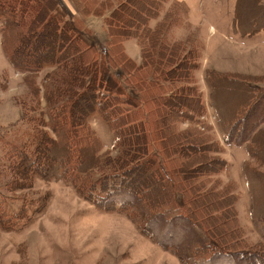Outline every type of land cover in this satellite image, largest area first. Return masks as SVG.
Masks as SVG:
<instances>
[{
  "label": "trees",
  "instance_id": "1",
  "mask_svg": "<svg viewBox=\"0 0 264 264\" xmlns=\"http://www.w3.org/2000/svg\"><path fill=\"white\" fill-rule=\"evenodd\" d=\"M119 1L114 7L106 0L101 9L94 11L98 17L109 11L103 19L108 28L105 41L110 53L107 57L104 51L90 45L76 26L62 22L67 13L58 0H0L2 50L9 64L30 73L53 68L45 75L50 83L44 87L41 97L34 81L26 80L30 90L28 95L33 100L41 98L48 108L43 113V125L48 126V131L34 133V144L29 149L15 147L10 186L16 188L20 177L66 180L83 199L101 211L133 217L141 210L145 216L140 228L165 248L174 242L172 252L187 264H264V244L250 246L243 243L240 227L232 224H237L236 197L229 194L227 187L223 191L215 189L218 181L214 176L226 164L218 155L221 151L218 142L209 141L196 127L181 129L178 126L181 119L193 120L202 109L200 98L196 99L193 90H187L189 87H180L174 96L162 95L166 86L157 91L153 87L154 77L169 85L171 81L190 82L196 64L184 57L183 43L167 46L162 39L169 24L178 21V13L186 12L185 5L174 1L164 20L155 29H150L149 20L157 16V10L165 0ZM82 11V14L87 12ZM236 18L240 19L239 16ZM47 28L52 36L60 38L54 46L53 56L42 60L19 59L17 41L29 39L32 33H47ZM132 37L138 39L142 51V63L136 69L125 55L123 46V41ZM112 54L115 58H110ZM189 55L193 57L192 53ZM120 61L133 69V74L123 69L119 74L115 66ZM210 77L224 79L228 84L249 80V76L208 70L205 78L213 106L217 105L213 84L216 80ZM263 93L264 90L255 101L238 110L237 118L234 116L226 122L221 113L218 114L217 125L226 143L240 144L254 133V128L260 129L258 120L252 119V115L259 108ZM93 117H97L113 135L112 148L116 155L110 156V150L100 153L102 142L87 127L88 120ZM248 124L253 127L249 129ZM81 131L84 136L80 135ZM244 132L245 136H239ZM62 139L66 148L57 152L59 158L55 160L57 150L53 147L59 146ZM152 142L156 147L151 148ZM258 144L261 148V143ZM249 146L257 149L255 145ZM247 150L251 157H260L251 153V149ZM46 154H51V159L55 160L51 166L45 161ZM262 161L264 163L263 158ZM247 164L250 169L245 168ZM258 166V163L246 162L241 171L250 199V216L264 225V216L255 210L254 181L251 180L254 174L264 176V169ZM137 173L142 176L153 173L157 178L151 183L154 188L157 183L161 184L167 194L166 201H161L160 192L153 187L144 188V183H132L133 175ZM118 193L121 197L116 195ZM0 220L5 225L9 221L4 213ZM145 222L146 225L151 223L150 230L143 225ZM163 225L175 228L173 233H176L174 238L162 234L167 237L166 242L158 237ZM188 247L191 256L185 257L183 253Z\"/></svg>",
  "mask_w": 264,
  "mask_h": 264
},
{
  "label": "rangeland",
  "instance_id": "2",
  "mask_svg": "<svg viewBox=\"0 0 264 264\" xmlns=\"http://www.w3.org/2000/svg\"><path fill=\"white\" fill-rule=\"evenodd\" d=\"M58 1L67 13L62 22L76 26L79 34L82 37L86 36L90 45L94 44L98 51H104L109 57L110 48L105 41L108 28L103 20L109 11L106 10L101 17L94 14L95 10L101 9L106 0ZM109 1L114 7L121 2ZM174 1L185 2L188 8L185 5L186 12L183 10L179 12L178 21L169 24L162 37L163 43L167 46L174 42L183 43L184 57L191 59V63L196 65L191 71L190 82L171 81L172 84L169 85L168 82L154 77L153 87L157 91L160 87L166 86L163 96H174L180 87H189L187 90H193L194 97L200 98L202 109L194 115L192 121L186 123L180 120L178 126L181 129L196 127L209 141L218 139V143L222 145L218 155L226 164L214 176L218 181L215 189L223 191L227 187L229 194L236 197L234 213L237 224L234 222L232 224L240 227L243 243L250 246L264 244L263 222L253 219L249 213L250 199L240 169L239 148L236 146L228 148L226 139L224 137L219 139L210 98L211 91L205 78L207 64L214 62L212 45L220 43L215 38L218 36L216 31L211 40L208 37L209 26L211 24L214 28L217 24V28L228 29L227 26L219 27V21L226 16L228 11L226 3L231 0H165L159 6L157 16L149 20L150 29H155L157 24L164 20ZM255 1L239 2L238 14L244 30L254 26V22L264 25V9H259ZM83 9L87 11L86 14H82ZM2 22L0 19V216L4 213L9 221L5 225L4 221L0 220V264H187L172 252L174 242L165 248L152 240L147 231L140 228L145 216L141 210L133 217L124 213L101 211L83 199L75 191L72 183L66 180L46 181L42 177H31L29 180L20 177L16 188L10 186L12 180L10 166L16 159L15 147L29 149L34 144L32 138L34 133L48 131V126L43 125L45 119L43 113L48 108L41 98L35 97L33 100L28 95L30 90L26 80L34 81L41 97L44 87L50 83L45 75L53 68L47 67L37 73H30L12 67L2 50ZM46 31L47 33L43 34L32 33L29 39L22 38L17 41L20 46L18 58L42 60L52 57L54 46L60 38L52 36L49 28ZM123 46L125 55L136 69L142 63L138 39L128 38L123 41ZM188 52L192 53L193 57ZM110 58L115 56L112 54ZM116 66L119 74L122 69L133 74V69H128L121 61L116 63ZM226 82L224 79H217L213 84L217 93L216 98L220 103L216 102L220 107L221 116L224 120L230 121L234 116L237 118L236 112L252 100L248 89L237 82L232 84ZM138 85L144 88L141 82ZM252 116L254 117V114ZM87 127L101 140L100 153L110 150V156L116 155V150L112 148L114 137L97 117L90 118ZM247 127L250 129L251 124ZM245 132L239 136H245ZM80 135L84 136L82 131ZM257 139L261 143V148L258 147L257 150L258 155L264 159V132L259 134ZM61 141L59 146L53 147L57 150L55 160L59 158L57 152L66 148L65 141L63 139ZM154 147L156 144L152 142L151 148ZM55 160L51 159V154H46L45 161L48 165L53 164ZM156 178L153 173L148 176L137 173L133 175L131 181L134 184L144 183V188H152L151 181L152 179L156 181ZM251 180L254 181L252 186L255 192V210L264 216V176L254 174ZM160 185L157 183L156 188H153L160 192V199L165 202L167 194ZM145 194L148 196L149 192ZM116 195L121 197L120 193ZM150 224L146 225L145 222L143 225L150 230ZM4 225L7 230L3 228ZM160 229L158 237L164 241L168 240L167 237L161 236L164 233L167 236L173 235L171 236L173 238L176 236L173 227L166 228L163 225ZM183 256H191L190 247L184 251Z\"/></svg>",
  "mask_w": 264,
  "mask_h": 264
},
{
  "label": "crops",
  "instance_id": "3",
  "mask_svg": "<svg viewBox=\"0 0 264 264\" xmlns=\"http://www.w3.org/2000/svg\"><path fill=\"white\" fill-rule=\"evenodd\" d=\"M255 2L258 7H262L261 10L264 9V0H256ZM237 4L238 0H231L229 3H226V5H228V11L226 12V16L221 21H219V27L227 26L228 29L225 30L223 28H217V24L214 26V28L211 24L209 26L210 34L208 37L211 40L216 35L214 33L216 31L218 36L215 38H217V41L220 43L218 45H212V56L214 62L212 64L208 63L207 65L208 70H212L220 74L249 76L247 78L249 80L239 81L238 83L249 90L251 100L254 101L259 91L264 90V25H259L256 24L257 22H254L255 25L250 27L251 29L244 31V29L241 27L240 19L236 18L239 16ZM184 5H186L188 8L186 3ZM255 26H261L262 28H257ZM225 60L229 61V63H227ZM210 78L216 80L214 77ZM242 79L243 78H241V80ZM216 97V92H214L215 103L218 102ZM249 103H247V105ZM212 109L215 115L214 119L220 139L224 137L222 131L217 125L218 114L221 113L220 107L218 105H212ZM252 119L258 120V123L260 124L258 127L260 129L257 130L254 128V133L246 141L240 144L228 143L226 146H228V148L231 146H236L239 148L238 153L240 155H238V158L240 159L239 163L241 164L240 169H243V165L246 162H250L258 163L259 166L257 168L263 170L264 163L262 161V157H251V154L247 149H251V153H254L255 155L258 154L257 150L260 144H258L257 136L264 132V130H262V127L264 126V97L262 102L259 104V108L254 111V117L252 116ZM181 120L186 121V123L192 121L185 119ZM249 123L251 122L249 121ZM248 134L250 135V133ZM214 142L219 141L217 139ZM250 144L253 146L255 145L257 149L254 150L250 148ZM218 145L221 149L222 145L219 143ZM245 168L250 169L249 164H247Z\"/></svg>",
  "mask_w": 264,
  "mask_h": 264
}]
</instances>
